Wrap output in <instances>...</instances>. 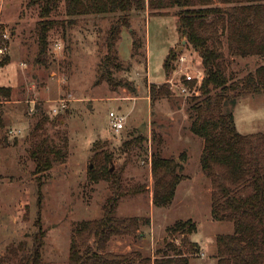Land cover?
Returning a JSON list of instances; mask_svg holds the SVG:
<instances>
[{
    "label": "rangeland",
    "instance_id": "obj_1",
    "mask_svg": "<svg viewBox=\"0 0 264 264\" xmlns=\"http://www.w3.org/2000/svg\"><path fill=\"white\" fill-rule=\"evenodd\" d=\"M4 1L0 29L6 27L11 35L9 63L0 70V87L10 91L8 97L0 93V256L19 244L31 248L38 239L43 262H68L75 228L81 221L101 217L107 200L119 193L111 177L93 172L94 155L99 153L121 186L117 214L140 218L139 232L112 238L110 251L153 258L157 247L171 242L189 252L182 236L169 227L191 219L197 229L185 238L198 248L189 255V264H216V237L232 234L234 228L211 215L213 186L200 166L204 141L189 130L194 101L173 93L153 102L148 96L151 85L165 84L172 76V68L164 65L170 53L172 58L175 51L198 57L178 33L179 8L150 9L146 0L141 10L72 17L65 1L56 0L42 17L44 0ZM118 20L127 25L121 26L110 51L107 38ZM44 25L46 49L40 55ZM106 56L110 60L105 64ZM223 60L226 76L232 79L264 65V56L232 57L226 45ZM3 74L10 77L2 80ZM31 99L37 110L30 114ZM57 99H65L67 107L54 114ZM110 111L126 117L119 132L111 128ZM233 115L241 134H264V92L239 97ZM42 117L47 121L35 135ZM10 129L22 132L10 135ZM42 140L60 149L63 158L35 174L30 150ZM153 154L177 161L185 157L183 178L165 207L152 201ZM16 261L12 256L5 264Z\"/></svg>",
    "mask_w": 264,
    "mask_h": 264
},
{
    "label": "trees",
    "instance_id": "obj_2",
    "mask_svg": "<svg viewBox=\"0 0 264 264\" xmlns=\"http://www.w3.org/2000/svg\"><path fill=\"white\" fill-rule=\"evenodd\" d=\"M55 1L44 0L42 17L49 14ZM64 1L66 13L72 17L116 11L126 13L146 6V0ZM175 6L179 8L178 33L198 53L208 75L201 96L191 98L194 103L189 130L204 141L200 166L213 186L211 215L216 221L233 223L234 228L232 234L217 235L216 264H264V134H241L236 129L233 115L239 97L264 92V65L244 78L232 79L226 76L223 60L224 45L232 57L264 56V0H148L150 9ZM117 22L107 38L110 51L121 26L127 25L126 20ZM46 28L44 25L40 35V55L46 49ZM172 57L173 53H170L164 64L166 69L171 65ZM109 60L110 56H106L105 64ZM8 62L6 55L1 65ZM0 93L8 97L10 91L0 87ZM169 94L171 91L166 84L151 85L148 91L151 102ZM46 121L43 117L38 121L33 131L35 135L43 130ZM138 136L143 138L141 134ZM30 156L35 163L34 173L40 174L50 169L53 162L61 160L63 153L42 140L33 144ZM94 156L97 168L90 171L98 172L103 178L111 177L113 187L119 193L107 200L101 217L81 221L75 228L66 264H189V255L196 253L198 248L196 242L185 238L197 229L191 219L178 220L169 227L172 234L182 236L181 241L188 246L189 252H182L171 242L157 247L153 258L133 252L114 253L108 249L112 238L137 234L140 218L117 214L121 186L114 172L111 173V167L101 161L99 153ZM184 159V156L177 161L151 155L154 206L165 207L173 201L183 178L180 171ZM41 248L42 242L38 239L31 248L21 244L16 248L9 247L0 256V264L11 263L12 256L17 260L12 264H54L43 262Z\"/></svg>",
    "mask_w": 264,
    "mask_h": 264
},
{
    "label": "built area",
    "instance_id": "obj_3",
    "mask_svg": "<svg viewBox=\"0 0 264 264\" xmlns=\"http://www.w3.org/2000/svg\"><path fill=\"white\" fill-rule=\"evenodd\" d=\"M5 6V1L0 0V25L2 24V14ZM11 32L6 27L0 29V70L2 68L1 62L4 57L9 54ZM57 49L61 48L60 43H55ZM175 56V55H174ZM199 63V66L198 64ZM170 67L172 68V76L164 82L170 89L171 93L176 96L183 97L185 99L197 98L201 96L202 87L207 78V73L203 68L199 57L192 56L186 52L177 53L172 59ZM32 102V101H31ZM33 106L28 109L29 113H33L35 110ZM57 106L52 108L54 114L59 113L67 107V101L65 99L56 100ZM110 125L114 132H119L125 124L126 117L124 115H118L113 111L109 112ZM22 132L21 129H10L8 133L10 135H19Z\"/></svg>",
    "mask_w": 264,
    "mask_h": 264
},
{
    "label": "crops",
    "instance_id": "obj_4",
    "mask_svg": "<svg viewBox=\"0 0 264 264\" xmlns=\"http://www.w3.org/2000/svg\"><path fill=\"white\" fill-rule=\"evenodd\" d=\"M8 63H9V62H8ZM6 65H7V64H6ZM6 65L2 66V68L5 67ZM2 68H1V69H2ZM7 77H10L9 74L7 75ZM7 77H5L4 74H3V75L1 76V79H2V80H6ZM5 78H6V79H5ZM158 83H160V82H158ZM5 85H6V84H5ZM0 86H2V85H0ZM57 100H58V99H57ZM31 101L33 102V101H36V100L31 99V100H28V101H27L30 107L33 106V103H32ZM35 104H36V103H35ZM35 104H34V106L36 107ZM30 107H29V108H30ZM35 111H36V109L34 110V112H35ZM28 112H29V111H28ZM34 112H33V113H34ZM30 114H31V113H30Z\"/></svg>",
    "mask_w": 264,
    "mask_h": 264
},
{
    "label": "water",
    "instance_id": "obj_5",
    "mask_svg": "<svg viewBox=\"0 0 264 264\" xmlns=\"http://www.w3.org/2000/svg\"><path fill=\"white\" fill-rule=\"evenodd\" d=\"M183 43H185V40H183ZM179 51V50H178ZM178 52L177 51H175V53H174V55H176ZM139 130L140 131H143L144 130V127L143 126H141L140 128H139ZM112 170V169H111Z\"/></svg>",
    "mask_w": 264,
    "mask_h": 264
}]
</instances>
